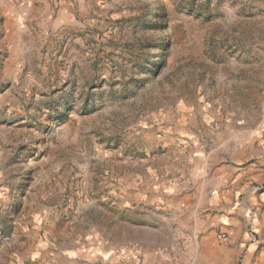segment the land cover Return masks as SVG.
Instances as JSON below:
<instances>
[{"label":"rangeland","instance_id":"rangeland-1","mask_svg":"<svg viewBox=\"0 0 264 264\" xmlns=\"http://www.w3.org/2000/svg\"><path fill=\"white\" fill-rule=\"evenodd\" d=\"M21 2L20 75L0 62V133L20 179L0 198V264H65L60 250L73 264H103L105 241L127 251L109 264H157L148 249L173 246L174 223L167 210L124 207L125 181L149 167L166 177L177 145L211 148L223 135L242 142L240 166L264 158V0ZM252 187L257 219L246 209L236 264L262 234L264 179ZM82 219L105 241L70 232Z\"/></svg>","mask_w":264,"mask_h":264},{"label":"crops","instance_id":"crops-1","mask_svg":"<svg viewBox=\"0 0 264 264\" xmlns=\"http://www.w3.org/2000/svg\"><path fill=\"white\" fill-rule=\"evenodd\" d=\"M26 13L21 0H0V14L4 16L0 62L5 76L9 73L20 75L21 29ZM198 115L192 114L191 120L198 122V118L203 117ZM217 139L211 148L190 144L186 146L188 150L180 151L177 145L166 155L165 162L168 170L170 168L166 177L164 169L158 171L155 167H149L147 174L133 171L125 181L124 190L127 193L122 200L124 207L139 212H149V208L167 210L169 220L174 223L175 227L170 229L174 245L162 244L148 249L156 255L157 264H169L176 259L172 257L178 255V264H236L237 255L240 254L237 248L243 250L239 244L246 241V236L240 237L238 233L246 227V209L251 207L249 211H253L251 204L256 200V188L252 187V180L264 179V158L251 166L242 167L234 158L235 154L243 152L242 142L227 135L218 136ZM244 152L247 153V150ZM11 155L7 137L0 133V198H6L9 188L20 184L19 177H14V174H19L17 165H13L14 169L8 161ZM243 183L246 186L242 188ZM238 190L244 194L241 205L237 198ZM260 199L263 212L258 223L262 234L259 240L254 235L251 238L255 243L245 253L244 264H264V249L257 253V258L253 257L257 245L264 243V193ZM250 217L249 222L257 219L256 212L253 211ZM220 227L230 231L228 241L219 239L217 230ZM70 232L90 245L106 239L104 228L99 230L87 226L83 219L72 225ZM187 237H200V244L194 248L185 239ZM105 242L103 251L108 254L107 258H111V254L117 257L127 253L126 248L121 249L113 241ZM57 253L65 254L61 256L65 264H73V259L68 258L71 254L69 251L60 250ZM107 258L103 264H109Z\"/></svg>","mask_w":264,"mask_h":264}]
</instances>
